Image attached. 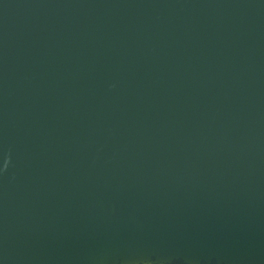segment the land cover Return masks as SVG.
Here are the masks:
<instances>
[{
  "label": "water",
  "instance_id": "obj_1",
  "mask_svg": "<svg viewBox=\"0 0 264 264\" xmlns=\"http://www.w3.org/2000/svg\"><path fill=\"white\" fill-rule=\"evenodd\" d=\"M0 264H264V0H0Z\"/></svg>",
  "mask_w": 264,
  "mask_h": 264
}]
</instances>
